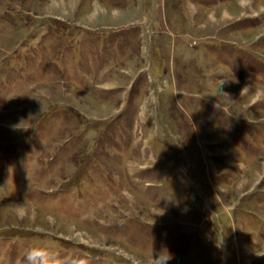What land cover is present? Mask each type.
<instances>
[{"label": "rangeland", "instance_id": "374dc122", "mask_svg": "<svg viewBox=\"0 0 264 264\" xmlns=\"http://www.w3.org/2000/svg\"><path fill=\"white\" fill-rule=\"evenodd\" d=\"M0 264H264V0H0Z\"/></svg>", "mask_w": 264, "mask_h": 264}]
</instances>
